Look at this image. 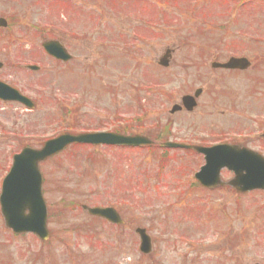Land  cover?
<instances>
[{
	"label": "rangeland",
	"instance_id": "1",
	"mask_svg": "<svg viewBox=\"0 0 264 264\" xmlns=\"http://www.w3.org/2000/svg\"><path fill=\"white\" fill-rule=\"evenodd\" d=\"M2 18L0 81L36 108L0 102V181L21 147H39L70 128L150 136L152 122L170 120L172 139L176 128L189 133L195 115L167 111L214 79L210 63L264 58L261 0H0ZM46 40L60 41L73 62L46 57ZM232 47L233 55L218 51ZM173 48L169 67H158ZM27 65L41 70L32 74ZM258 71L264 76V63ZM162 154L80 148L42 164L51 239L14 235L0 216V264H264V194L218 199L193 186L202 162L169 151L161 169ZM96 205L115 208L124 226L81 210ZM140 227L153 242L149 257L138 253Z\"/></svg>",
	"mask_w": 264,
	"mask_h": 264
},
{
	"label": "flooded vegetation",
	"instance_id": "2",
	"mask_svg": "<svg viewBox=\"0 0 264 264\" xmlns=\"http://www.w3.org/2000/svg\"><path fill=\"white\" fill-rule=\"evenodd\" d=\"M226 53L237 50L236 47L227 50L218 49ZM222 63L227 60H221ZM70 62H68L69 64ZM251 68L241 70H213L212 78L207 85L201 87L199 92L189 93L194 100L189 111L181 107V98L178 100L180 109L171 118L187 115H195L192 120L190 132L186 133L181 128H176L178 138L172 139L174 124L168 131L170 140H176L177 144L187 147L212 149L216 147H229L238 150H248L256 153L264 161V76L259 75L258 62H250ZM196 70L199 69L195 67ZM58 72V76H63ZM37 74V73H35ZM204 102L202 103V101ZM200 110L203 111L200 115ZM186 115V116H185ZM181 118V119H182ZM230 122V125L227 123ZM170 120L165 122V126ZM157 143L151 145L156 147ZM173 151V150H172ZM181 154L192 155L195 160L203 162V155L197 154L193 149L174 150ZM202 166L198 167V170ZM220 183L214 189H205L194 181V185L208 195L218 199L234 198L241 194L228 183L234 179V174L227 169L220 171ZM241 189V187L239 186ZM264 194V191H258ZM248 193H257L246 192ZM246 194H243L246 195ZM233 199V200H234ZM228 242V241H227ZM230 243V242H229ZM231 246L237 249L240 244L237 240L231 242ZM238 251V250H237Z\"/></svg>",
	"mask_w": 264,
	"mask_h": 264
},
{
	"label": "water",
	"instance_id": "3",
	"mask_svg": "<svg viewBox=\"0 0 264 264\" xmlns=\"http://www.w3.org/2000/svg\"><path fill=\"white\" fill-rule=\"evenodd\" d=\"M0 25L5 26V23L0 21ZM46 53H49L55 59L67 60L68 57L60 48L58 43L49 42L43 45ZM168 54V52H167ZM166 59L161 62L163 66L166 65ZM232 66H226L230 68ZM0 99L4 102L12 101L18 102L29 109H32L31 102L21 97L18 92L10 89L9 87L0 84ZM86 143L91 145L108 144V145H121V146H134L144 145L147 141L144 138L136 136V138L126 137L123 138L117 135L109 134H93L82 135L77 137H70L63 135L55 140H50L46 143L40 152L33 150H24L19 156L13 159V165L9 171L8 177L3 181L0 205L2 216L5 219V226L12 229L16 234L32 233L38 236L41 240L48 238L46 231V216L45 203L42 199L41 193V177L38 171V163L41 160L51 157V155L62 151V148L72 143ZM176 147L172 144L167 147ZM207 166L202 169V172L197 175V178L203 182L207 177L209 171H213V175L217 177L216 172L220 167L212 168L211 159L206 158ZM28 213L25 215L24 212ZM93 216H100L113 223H121L117 214L111 209L107 210H88ZM141 236V250L148 252L149 242L145 237V232L137 231Z\"/></svg>",
	"mask_w": 264,
	"mask_h": 264
}]
</instances>
